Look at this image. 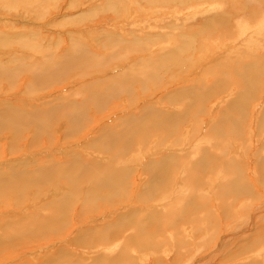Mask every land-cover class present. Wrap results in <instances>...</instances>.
Returning <instances> with one entry per match:
<instances>
[{"label":"rangeland","instance_id":"374dc122","mask_svg":"<svg viewBox=\"0 0 264 264\" xmlns=\"http://www.w3.org/2000/svg\"><path fill=\"white\" fill-rule=\"evenodd\" d=\"M186 1L0 0V35L10 42L13 40L7 47L0 46V68L13 67L12 63L18 64L13 58L26 60L31 65L45 66L49 63L48 59L51 62L54 56L57 64L62 63L60 61L73 42L80 43L82 47L105 58L114 51L111 45L103 47L102 44L108 40L105 35H110L107 38L111 39L120 36L128 41L137 37L146 43L145 47H154L151 52L148 50L144 53L128 54L122 61L109 63V66L104 68L89 71L84 69L81 70L83 73L79 70L71 71L70 77L68 76L62 85H54L52 88L50 86L49 89L41 85L43 90L32 94L25 93L27 85L32 83L30 74L23 73L17 77L16 88L12 90L3 82L4 87L0 90V113L4 112L7 106H11L16 114L22 113L23 117H29L35 109H56L58 102L64 106L73 101L81 107L88 105L76 119L81 125L76 127L74 135L65 134L74 129L65 119V115L53 118L52 125L47 130L52 136L45 135V139L44 136L34 139V126H29L22 132L20 141H13L15 139L12 131H2L0 176L5 172L8 177L10 169L14 166L21 167V171H35L48 160L60 164V167L72 161L70 164L75 167L77 163L73 160L81 157L79 166L83 164L87 167L88 163L99 169L102 163L107 165L105 162L115 165L110 173L101 174L100 179L128 175L127 182L129 180L131 188L128 186L127 191L131 190V193L126 199L117 200L113 205L102 202L95 210L92 208L90 214L83 215L82 220L74 216L63 233L48 234L32 240H16L13 244L16 245L9 247L11 250H8L6 245L3 246L0 249H3L5 254L0 256V264H42L50 258L55 259L56 264H65L68 260L70 264H96L104 257L108 259H105L107 264H113L114 259L119 261V258L122 260L116 262L117 264H149L153 259L158 264H264V179L259 176V168L264 167V121L261 118L264 115V88L256 100L243 103V106H248L249 109L242 127L235 128L231 121L223 125L232 135H223L212 127L213 123L222 127L220 116L230 106H241L242 100L236 94L242 92L237 87L235 67L240 68L245 62H262L264 48L259 47L264 43V0ZM85 15L91 16L79 22V18ZM75 19L77 21L74 22ZM82 22L84 23L81 24ZM223 22L226 26H220ZM227 27L235 35L219 39L217 33L225 31ZM214 32V38H211L210 35ZM239 35H242V38ZM18 37L20 41H32L36 44L39 42L40 49L25 48L16 44ZM210 39L224 44L210 45L207 43ZM247 40L257 41L256 46L252 48L251 59L242 58L247 55ZM235 41L236 46L228 51L231 57L229 59L236 60L233 65L226 63L225 57L227 58L228 53L220 60L205 64L208 57L213 58L214 53L224 51V48ZM185 46L187 51H184L182 57L191 58L188 72L168 66L166 71H162L161 83L155 85L153 82H141V70L151 64L148 58L158 64L159 54L168 57L170 53V58V55L177 51L181 57ZM202 48L205 50L201 54ZM38 50L41 51L37 52ZM218 62H221L220 76L224 77L227 73V84L232 88L236 87V91L228 99L222 98L225 93L216 92L215 97L205 104L207 114H199L197 107H191L179 94L193 92L195 96H201L205 93L207 90L200 92L199 88H196L198 85H194L203 84L204 71L210 74V69ZM129 69L132 70L128 76L125 72ZM144 72L151 71L146 69ZM120 73L123 74L122 77ZM130 77L138 78L132 83L130 95L122 94L119 98H112L105 103V108H101L102 111H97L98 113L95 110L98 105L87 103L90 96L86 92L87 88L99 86L101 90L96 92L101 93L109 89L115 78L125 82V79ZM0 81L5 79L1 78ZM212 83H207V88ZM143 85L146 86L145 89ZM69 106L71 109L77 107L72 103ZM189 112L199 121L188 117ZM88 116L90 121L86 122L85 118ZM181 121L183 122L180 123ZM170 122L180 124L172 127ZM168 125L170 131L166 129ZM238 135L239 137H236ZM113 139L120 140L122 148H113ZM97 140H101L100 147L106 145L113 150H95L92 144ZM72 157L74 158L70 159ZM159 165L164 169H160ZM146 168L149 175L144 174ZM237 171L241 173L238 178L241 179L240 185L247 188L250 186L256 195H235L231 188L233 183L238 181ZM157 175L163 176L164 181L149 186L156 181ZM61 180L62 182L56 180L57 185L43 188L44 191L51 192L59 190V194H51L49 198L38 201L41 192L37 193V189L33 188L34 200L29 199L28 204H23L24 206L15 205L20 198L14 192L7 194L8 205L1 206L0 203V221L24 218V222H29L37 213L39 217L45 216L43 220H48L57 213L43 210L42 206L73 193L75 200L71 212L77 213L85 194L91 190L94 182H85L82 191L78 192L79 186L76 188L64 179ZM141 185L153 190L152 200L147 203L136 200ZM237 190L238 187L234 186V191ZM27 191L26 189L25 192ZM99 194L109 197L111 190L104 189L102 192L98 191L97 196ZM177 209H181L183 213L181 210L177 212ZM133 210H138L140 214L139 210L143 211V214L147 213L145 216L156 210L171 211L174 214L163 217L164 221H150L158 225L160 232L155 226L154 229L148 226L147 233L142 232L145 229L141 231L129 226L125 233H122L121 240L117 241V238L112 236L110 245L102 241L94 242V245L88 242H72L87 234V239L94 238L92 229L101 231L122 224L120 218ZM179 218L187 223L179 222ZM128 222L134 223L132 218ZM195 222L200 224L196 227ZM135 223H143V218L139 217ZM123 225L119 226L124 229ZM25 227L27 228V225L22 230H26ZM3 230L0 227V238L9 242L10 240L3 238ZM127 241L128 245L123 248ZM135 242L137 243L134 244ZM181 242L183 243L180 244ZM254 250L259 252L255 254L256 257L252 255L256 252Z\"/></svg>","mask_w":264,"mask_h":264},{"label":"bare ground","instance_id":"6f19581e","mask_svg":"<svg viewBox=\"0 0 264 264\" xmlns=\"http://www.w3.org/2000/svg\"><path fill=\"white\" fill-rule=\"evenodd\" d=\"M182 2L185 3L187 1L182 0ZM106 6H108V5H106ZM229 8H230V4H229ZM247 9L248 8H246V10ZM71 10H72V8H71ZM98 12H99V10H98ZM91 15H85V16L80 17L79 22L88 19V17H90ZM229 15H230V13H229ZM226 17H227V15H226ZM77 19H75L74 22L77 21ZM84 22H82L81 24H83ZM220 26H226V25L223 22V24H221ZM122 30H124V29H122ZM214 35H215V32L212 35H210V37L214 38ZM218 35L220 36L219 39H221V38L224 39L225 36L229 35L231 37V36H234L235 33L230 31V28L227 27L225 29V31H223V32L219 31L217 33V36ZM101 36H102V34H101ZM105 36H106V40L107 39L108 40L106 41L105 39H102V40L106 41V43L103 41L104 42V44H102L103 47L107 48V47H110V45H111L112 48L114 49V51H112L111 54L105 58L102 56L96 55L92 50L89 51L86 47L84 48L81 45H79L80 43L77 44L75 42H73V43L70 42L71 48L68 50V52H66L67 54L65 55V57L62 58V61H60L62 63H59V64H57V62L54 60V56L52 57L53 59L51 60V62H50V59H48L49 63L46 64L45 66L31 65L28 62H26V60L13 58L12 60L13 61L17 60L18 64L12 63L13 67L0 68V79L1 78L5 79V81H2V82L0 81V90L2 91L1 87H4L3 82H6V84L9 86L10 90L16 88L17 77L22 76L21 74L24 73V74H30L32 76V83L28 84L27 87L25 88L26 94H32L33 92L42 91L43 89L40 88L41 85H44L46 89H49L50 86H51L50 88H52L54 85L55 86L62 85L64 80H66L67 78L70 77L71 71L76 72L78 70L81 71L84 69L89 71V70H94V69H97L100 67L104 68V67H107V65L109 63L112 64L114 62L122 61L124 58L128 57V54L130 55V54L144 53V52H148V50L150 51L151 49L154 48V47H145L146 43H144L143 40H141L140 38H137V37H133L132 40L128 41V40H126L120 36L119 37L117 36L114 39L107 38V37H110V35L109 36L105 35ZM239 37L242 38V35H239ZM26 39H27V37H26ZM73 41H75V40H73ZM11 42H13V40H11ZM11 42L9 39L0 35V46L7 47V46H9V44H11ZM235 42H237V41H235ZM15 43L18 45H21L25 48L40 49V46L38 45V44H40L39 42H38V44H36V43H33L32 41H24V40L20 41V37H18V39L15 40ZM19 43H21V44H19ZM207 43H209L210 45L224 44V42H221V41L216 42L215 40H212V39H210V41H208ZM248 43H250V44L248 45ZM97 44H98V42H97ZM233 46H236V44L231 42L226 48H224V51L219 50V48H218L217 50H219V51L213 54L214 55L213 58H211V56L208 57V60L206 59L207 62L205 64H209V63H211V61L213 63L214 61L218 60L219 58H223L228 53L229 49H231V47H233ZM254 46H256L255 43H252V42L245 43V47L247 49V53H246L247 55L242 56L243 59H251L252 58L251 51H252V48ZM204 50L205 49L202 48L200 50L201 51L200 53L202 54ZM40 51L41 50H38L37 52H40ZM184 51L185 52L187 51L186 46L183 48V50L181 52V57H179V54L177 51L173 52L170 55V58H168L170 53L168 54V57L163 55V54H159L157 56L158 64L154 63L151 58H148V61L151 64H149V66L144 67L141 70V75H142L141 82L143 84H148L149 82H153L155 85L161 83L162 79H163V77H162L163 72L162 71H166L168 66L176 67L178 69H182L183 72H188L190 70V66H191V63H190L191 58L186 59V58L182 57L184 55ZM229 55L230 54L228 53L227 58L225 57V59H229V57H230ZM214 58H216V59L213 60ZM200 59H202V57H200ZM239 59H240L239 53H237V60H239ZM60 60H61V58H60ZM192 60H193V58H192ZM261 61L262 62H259L257 60L255 62H251V63L245 62V64H243L240 68L235 67V73L234 74L237 77V87L240 90V92H242L241 94L236 92V94H237V97L240 100H242L241 106H239V104H238L234 107L230 106L227 110H225L223 112V114L220 116V122L222 124V127L213 123V126H212V127H214L213 130H219V131H221V133L223 135H226V134H230V133L226 128L223 127L224 124H228L231 121L235 128H239V127L243 126L244 119L247 117V114H248L247 111L249 109L248 106L244 107L243 103L247 100H249V101L256 100L260 96V95L258 96V94L261 93L262 89L264 88V58ZM193 62H194L193 64L195 65V61H193ZM15 65H17V66H15ZM163 68H165V70ZM114 69H116V67ZM146 69L150 70L151 72H144L143 73V71ZM131 70L132 69H129L127 72H125V74H127L128 76L131 75ZM81 72L83 73V71H81ZM204 72H205V74H202V78H203L204 82H203V84L202 83H196V85H198L196 88H199L200 92H202L203 90H207V91L205 93H203L201 96H195L193 92H188V93L179 94V97L186 99L189 102V105L191 107H193V108L197 107V111L199 113L207 114V112L205 110V104H207L208 101H210L211 99H213L215 97L216 92L225 93L224 94L225 96L222 98L228 99L234 93V91H236V87L232 88V87L228 86L227 81H229V75L226 73L225 75H223L225 78L221 77L220 76L221 69L218 66L210 69V71H209L210 74L207 73V71H204ZM122 75L123 74L120 73L121 77H122ZM18 79H20V78H18ZM136 79H138V78L130 77V78L125 79V82H124V81H120L117 78H115V80L111 82V85H109V89L103 90V92L101 91V93H100V91L96 92L98 89H100L99 86L89 87L86 89L87 94L88 95L90 94L87 103L90 102L92 105H98L97 106L98 108L95 109L96 112L102 111V109L105 108V103H107L109 100L111 101L112 98H119L122 94L130 95L132 93V83L135 82ZM210 81H212L213 83L210 85L209 88H207V83H209ZM123 83H126V84H123ZM46 85H47V87H46ZM144 87H146V86L143 85V89H145ZM95 93H97V94H95ZM261 95H263V93ZM180 98H179V100H180ZM70 103L76 105L77 107H75L74 109H71L69 106ZM87 105H85V106H87ZM85 106L83 105V107H81V105H79V103H76L74 101L69 102L66 106H64L60 102H58V106L55 107L56 109H54V107L51 109H48V110L45 109L44 111L42 109H40V110L35 109L33 112L31 111V114L29 117H23L22 113L16 114L11 106H7L8 108L4 112L0 113V133L2 131H6V132L12 131L13 135H14L13 137L15 139L13 141H20L19 138H21L23 136L22 132L26 131V129L29 128V126H34L36 129V133L34 134V139L37 140L43 136L45 139V135L51 134V132H48L47 130L49 129L48 127L52 125V122L54 120L53 118L55 117V119H56V116L59 117V115H61V116L65 115V119L68 120L70 126L71 127L74 126V129L70 127L71 129H73V131H68L65 133V134L69 135L76 130V127L77 128H78V126L80 127L81 124H78L76 119L78 118L80 113H82L83 111H85L87 109ZM98 109H101V110H98ZM209 112L211 113L210 110H209ZM190 116L194 120H198L197 117L191 115V113L189 112L188 117H190ZM261 118H263V121H264V115H262ZM85 121L89 122L90 117L88 116L87 118H85ZM183 121H181L180 123H182ZM195 122H197V121H195ZM26 123H29V125H26ZM177 123L178 122H170L169 125L174 127V125H177ZM180 123H178V124H180ZM169 125L166 127V129L170 131ZM129 130H130V132L132 131V129H129ZM74 134L75 133H73V135ZM20 135H22V136L20 137ZM230 135H232V134H230ZM50 136H52V134ZM236 137H239V135ZM66 138H67V136H66ZM46 139H47V137H46ZM97 141L94 142V143H97L96 145L94 143L92 144L94 146L95 150L102 151V152H110L113 150L111 148H108V146H106V145L103 147H100L99 142H101V140L100 141L97 140ZM111 143L113 145V148H115V149L122 148V147H120V144L122 143L120 140L113 139L111 141ZM13 149H15V148H13ZM73 158L74 157H72L70 159H73ZM80 158L77 157V160L76 159L73 160L74 163H77V164H75V167L71 166L70 162H72V161H69L67 165L65 164L66 166L64 165V167H60V164H57L54 161L48 160V161H44L43 165L40 167H37V169L35 171H27V170L21 171V169H20L21 167L14 166L13 168L10 169V174L8 177L6 176L5 172H2V174L0 176V201H2V202H0L1 206H2V204L3 205L7 204L6 201H9V200H7L9 198V196H6V195L11 194L12 192H14L16 194V196H19V198H20V199L18 198L19 199L17 201L18 203L15 204L18 207L22 206L23 204H28V200L31 198H33L31 200H34L33 188L37 189V193L39 191L41 192V197L38 199V201L43 200L45 197L49 198L48 196H50L51 194L57 195V194H59V192H58L59 190L57 192L56 191L51 192L50 190L44 191L43 188H46L48 186L50 187V186L57 185L58 181H56V180L58 179L59 182H62L61 178L64 179V181L66 183H71L72 186H75V187L79 186L78 192L82 191V187L84 186L85 182H88L87 184H90V182L93 180L94 185L92 186L91 190L85 194L84 201L81 203V207L77 213L76 212L73 213V211L71 212V207L73 206V203H74L73 201L75 200V194L73 193L70 195H65V197L62 199L54 198L56 200L51 201V203L46 205V206H42V207H44L43 210L47 209V210H50V213L53 211H54L53 213H57V215L49 218L48 220H43V218H45V216L41 215L39 217L38 213H37V214H35L34 217H31V221H29V222L28 221L24 222V218H22L21 220H17V219L12 220L11 218H8L9 220L5 219L3 221H0V227L4 229L3 230V233H4L3 238L6 240H10L8 242V241H4L2 238H0V248H2L5 245L7 246V249L9 247L15 246L16 244L15 245H13V244L16 242V240H26V238L32 240V238L38 239L39 237L46 236L48 234L49 235H51V234L58 235V234H60V232L63 233L66 230L65 227L72 222V218L74 216H76V218H79L80 220H82L81 217L83 215H85L86 213L90 214L92 212L91 209L93 208V210H95V208H97V206L98 207L101 206L102 202H103V204L108 203L107 205H113V203L117 202V200H124L129 196V194L131 193V190L127 191V187L129 186V189H130L131 185H129V180L127 182V176L128 175L126 176L125 174H123V175H120L118 177L115 176L116 178L111 177V178L102 180V179H100L101 174L110 173L111 170L115 167V165H111L112 163L110 164V163L105 162L107 165H103V163H102L100 165L99 169H97L92 164H88V163H87V167H85L86 165L84 166L83 164L81 166H79V163L81 162ZM160 165H164V164H160ZM160 165H159L160 169H164V167L160 166ZM88 167L94 168L96 170V172L94 169L90 170ZM236 167L239 168V166H236ZM259 173H260L259 176L262 179H264V167L263 166H261L259 168ZM144 174L149 175L148 168H146L144 170ZM236 174H237V178H236V181H237L238 178L241 177V173L239 171H237ZM97 175L99 177H97ZM159 175H157V178H156L157 182L154 181V183L152 185H149V186H153L154 184H157L159 182L164 181V177L159 176ZM260 177H259V180H260ZM153 179H154V176H153ZM240 181H241V179L238 180L236 183H233V185H232L233 187L231 188L232 191L236 193L235 195L237 197L239 195L240 196H249V197L251 194L256 195V192L254 191V189H252L250 186H248V188H247V187L240 185ZM93 182H91V183H93ZM260 182H261V180H260ZM140 183H141V181H140ZM234 186L238 187L237 191H234ZM26 189L28 190L27 192H25ZM104 189H110L111 195L109 197L107 195H104L102 197L100 194H99V196H97V192L98 191L102 192V190H104ZM157 191H158V185H157ZM113 192H116V193H113ZM152 194H153V190H150L149 187L142 186L141 190H139L137 192L138 196H137L136 200L147 203L150 200H152ZM80 196L82 197V195H80ZM26 198H27V200H26ZM38 201L36 200V204ZM71 202H72V204H71ZM76 202H77V200H76ZM100 208H102V207H100ZM180 210L181 209H177L176 211L178 212ZM137 211L138 210H133L131 213H127L120 218L119 221L122 224H119V225L124 224L123 225L124 229L121 228L122 226L120 227L117 224L115 225L117 227H115V226L110 227V228L107 227L101 231L92 229L91 231H93L94 238L87 239V235H88L87 234V235L80 237L77 240H73L72 242H74V243L76 242L78 244H85L86 242H88V244L93 243V245H94V242L102 241L103 243H108L110 245L111 243H109V242H111L110 239L112 238V236H113V238H117L116 239L117 241H118V239L121 240L120 238L122 237V233L124 231H126L129 226H134L135 228L140 229L141 231L143 229H145L142 232L147 233V227L148 226L150 229H154V226L156 227L157 230L159 229V227L156 223H151L150 221L155 222L156 219L158 221H160V220L162 221L163 217L165 218V216H170V215L174 214L171 211L168 212V211H164V210H161V211L159 210L160 211L159 212L158 210H156L155 212L152 211V213L145 216L147 213L143 214L142 213L143 211L139 210L141 212V214H140ZM181 212H182V210H181ZM130 216L132 218V221L134 222L132 224L128 222L131 219ZM133 217H134V219H133ZM139 217L143 218V223L137 225L135 222ZM178 220L181 223H184V224L187 223V221H185L183 219L181 220L179 218ZM175 223H173V224H175ZM173 224H172V226H173ZM197 224L199 225L200 222L199 223L195 222L194 226L197 227ZM26 225H27V228L25 227L26 230H22V228ZM259 229H258V231H259ZM183 231H185V230H183ZM198 232H200V230L197 231V233ZM187 233H188V231H187ZM18 235H20V236H18ZM81 235L82 234H80V236ZM91 235L92 234H90L89 236L91 237ZM126 238H127V236H126ZM180 239H182V238H180ZM128 242L129 241H127V244L123 245V248L125 247V245H128ZM136 243L137 242H135L134 244H136ZM182 243L183 242H181L180 244H182ZM20 245L21 244H18V246H20ZM81 246H84V245H81ZM2 250L3 249H0V256L5 254L4 252H2ZM254 252L255 253H252V255H254V256L257 253L259 254V252L257 250H254ZM258 256L259 255H257V257ZM64 259H65V257L62 259V262ZM98 259H100V258H98ZM101 259L102 260L100 262L98 261L99 263H96V264H107L108 263V262L106 263V261L108 260L107 258L104 257ZM105 259H107V260H105ZM121 260H122V258H119V261H121ZM54 261H55V259L50 258V259L44 260L42 264H51V263L53 264V263H55ZM119 261L114 259L113 264L114 263L117 264V263H119ZM64 263L70 264L71 262H70V260H68ZM151 263L158 264L155 259H153L149 262V264H151ZM72 264H76V263H72Z\"/></svg>","mask_w":264,"mask_h":264},{"label":"crops","instance_id":"0c3cea01","mask_svg":"<svg viewBox=\"0 0 264 264\" xmlns=\"http://www.w3.org/2000/svg\"><path fill=\"white\" fill-rule=\"evenodd\" d=\"M243 28V30L245 31V28L244 27H242ZM251 40V39H250ZM256 40V39H255ZM247 42H248V40H247ZM246 42V43H247ZM250 42H253V43H256L257 41H250ZM233 43H235L236 44V42H233ZM259 48H264V43L259 47ZM216 50V49H215ZM230 54V53H229ZM263 58H264V56H263ZM262 58V59H263ZM220 59H222V58H219L218 60H220ZM226 60V63L228 64V65H233L234 64V62L236 61V60H230V59H225ZM211 63H212V61H211ZM210 64V63H209ZM221 64V62H218L214 67H216V66H218L219 67V65ZM196 86V84L194 85V87ZM192 112V111H191ZM199 114H202V113H199Z\"/></svg>","mask_w":264,"mask_h":264}]
</instances>
